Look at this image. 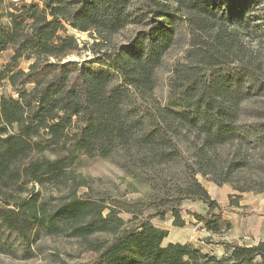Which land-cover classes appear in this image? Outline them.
<instances>
[{
	"label": "trees",
	"instance_id": "16d2710c",
	"mask_svg": "<svg viewBox=\"0 0 264 264\" xmlns=\"http://www.w3.org/2000/svg\"><path fill=\"white\" fill-rule=\"evenodd\" d=\"M13 3L0 14V59L11 51L0 65L1 225L24 242L65 227L90 245L86 264H264V241L218 256L165 244L169 231L153 223L169 215L184 228L183 203L200 202L207 216L194 219L221 235L219 205L199 177L231 187L232 199L264 194V0ZM142 23L128 46L113 44ZM71 31L88 33L101 56L68 61L81 51ZM182 34L187 49L160 103L157 74ZM7 87L11 95H1ZM86 156L122 168L127 194L139 197L79 198L83 181L48 209L35 187L73 178ZM96 235L107 239L91 242Z\"/></svg>",
	"mask_w": 264,
	"mask_h": 264
},
{
	"label": "rangeland",
	"instance_id": "374dc122",
	"mask_svg": "<svg viewBox=\"0 0 264 264\" xmlns=\"http://www.w3.org/2000/svg\"><path fill=\"white\" fill-rule=\"evenodd\" d=\"M12 1L22 2V0ZM13 2L2 0L0 2V14L6 16L12 4L16 5ZM257 14L263 20V15ZM6 20L7 17L3 19V22ZM146 24L128 27L116 36L113 44L128 46L137 33L146 28ZM71 33L78 39L81 51L68 57V61L82 63L101 56L100 48L93 46L94 40L88 33L76 31H71ZM187 40L183 34L179 37L176 47L170 51L164 65L158 71L154 97L160 103L167 101L170 77L174 65L177 61H181L184 56ZM257 40L260 41V39ZM262 41L264 43V37ZM10 56L11 51L4 53L0 59V65L6 64ZM22 68L27 70L28 64L23 63ZM3 94L11 95V89L9 87L4 88L1 91V95ZM69 171L73 178L65 180L63 183L35 187V192L41 193L40 201L48 209L54 210L67 201V198L72 194V186L74 184L78 186L83 181L86 184L78 191L77 196L79 198L98 200L104 198L110 203L115 200L117 202L130 201L139 197L138 194H127V184L130 179L126 177L122 168L109 160L98 156L93 158L82 157L80 162ZM199 179L211 198L219 205V209L215 210L214 213H219L223 219L222 234L213 235L209 233L202 224L194 219L192 213L207 216L208 209L205 205L200 202L186 201L182 205L183 216L187 222L186 227H174L169 215L165 219L166 221L159 218L153 219L156 226L169 231V237L165 244L192 243L206 252L222 256L227 245L252 246L264 241V194L249 193L244 194L241 199L235 197L232 199L231 196L234 192L231 187L227 185L219 187L202 177ZM30 188H32L31 185ZM234 201L238 202L239 205H232ZM124 217L127 218V216ZM105 239H107L105 235H96L90 240L93 242ZM94 257L95 254L91 251L90 245L84 243L82 239L74 237L72 232L65 227L58 234L37 232L31 236V242H24L17 234L7 231L0 223V264H86L92 261Z\"/></svg>",
	"mask_w": 264,
	"mask_h": 264
},
{
	"label": "built area",
	"instance_id": "2783aa9c",
	"mask_svg": "<svg viewBox=\"0 0 264 264\" xmlns=\"http://www.w3.org/2000/svg\"><path fill=\"white\" fill-rule=\"evenodd\" d=\"M22 1H27V0H22Z\"/></svg>",
	"mask_w": 264,
	"mask_h": 264
}]
</instances>
